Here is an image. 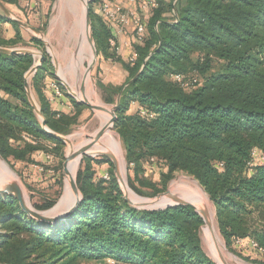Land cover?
<instances>
[{"label": "trees", "instance_id": "16d2710c", "mask_svg": "<svg viewBox=\"0 0 264 264\" xmlns=\"http://www.w3.org/2000/svg\"><path fill=\"white\" fill-rule=\"evenodd\" d=\"M174 1L158 0L133 64L114 55L113 32L95 13L97 0L91 5L98 60L119 63L128 74L123 85L104 90L109 104L121 95L114 130L133 167L129 182L140 196L162 193L144 177L143 164L151 159L166 167L164 186L177 172L191 176L208 195L227 248H244L264 264V253L250 245L255 241L264 249V0ZM0 3L17 5L18 0ZM6 24L15 32L12 39L4 36ZM20 45L44 46L36 37L26 42L21 26L0 13V47ZM34 63L29 54L0 52V156L10 166L11 160L34 164L38 153L64 158L65 144L42 129L25 90V75ZM49 74L45 61L31 87L47 127L68 135L88 108L71 99V112L53 110ZM171 75L198 84L185 90ZM94 164L110 166L109 180L105 171L96 174ZM112 168L106 158H84L77 175L83 201L54 224L37 222L15 198L0 197V264H217L203 250L204 223L193 207L135 209ZM57 184L53 199L41 196L38 211L57 204L63 179Z\"/></svg>", "mask_w": 264, "mask_h": 264}, {"label": "rangeland", "instance_id": "374dc122", "mask_svg": "<svg viewBox=\"0 0 264 264\" xmlns=\"http://www.w3.org/2000/svg\"><path fill=\"white\" fill-rule=\"evenodd\" d=\"M51 3L53 4V30L49 31L47 28L45 29V27L43 30H41V33L45 34L44 37L42 36V39H45L47 42H49L51 47H47L43 43L44 46L42 48H37L33 45H20L12 49H23L45 54L46 62H48L51 67V74H49V78L62 88L63 94H71L80 100L82 99L80 88L84 81L85 72L88 68V65L92 62L90 47L87 48L89 45L86 43L82 47L79 46V39L81 38L84 28V3L83 0H51ZM95 9L98 10L97 4L95 5ZM0 13L4 14L1 9ZM22 30L25 35L26 42H30L31 38L33 37L30 32L35 34L37 33L33 30V28L25 30L22 27ZM80 48L81 51L79 54L74 56L75 52L80 50ZM39 59L40 57L37 55L35 57L36 64L39 63ZM104 68L105 67L103 63L101 64V62L97 59L95 66L85 81L84 97L91 104L103 106L108 111H111L116 106L119 95L115 96V103H107V93L104 90V86L111 87V85H123L126 82L128 76H126V71L123 67L121 69L119 68V70L118 68L114 69L112 66L107 67L106 70ZM110 76L112 78H109ZM32 92L35 101L37 102V98L33 89ZM75 98L71 96V99L75 100ZM86 110V116L82 118L75 127L72 128V131L68 135H61L63 137H68V143L72 145L79 144L82 141H89V139L93 137L97 131L106 125L103 123L100 113L97 111H92L90 108ZM111 133L114 134L115 138L120 143V151L118 153L121 155L120 164L122 166V172L125 178L129 198L133 202H139L146 198H152L140 196L132 188L129 179H134L133 167H128L125 147L120 136L115 130H112ZM67 150L68 146L65 145L63 151L64 158L62 159H57L53 155H48L51 157L50 160H43V156H45L43 153L35 154L34 164L18 163L11 160L12 166H10L8 162L5 161L9 165L12 172H7L8 178L5 177V180L9 181V183H0V189L6 187L9 184L18 183L24 191L31 209L37 210L35 205L42 203L41 196H48L51 199L56 196V193L59 191L57 180L62 178L64 187L58 198L57 204L54 206V208L48 211L40 212L46 213L48 217L64 215L73 203L65 183L63 166L60 164L64 163L65 157L67 156ZM95 159L101 160L102 158L97 157ZM82 164L83 161L80 163V165L78 164L79 166L77 165L75 171L76 176L78 175ZM60 168H62V170H60ZM143 168L144 177L146 180L156 184L162 193L169 191L181 197L188 196L194 199L197 198L201 202L205 200L208 206L210 205L212 211H214L212 203L208 201L204 191L191 176L183 172H177L173 175V178L167 183V185L164 186L162 184V175L167 173L165 166H162L161 164H153L147 160L144 162ZM94 169L96 170V174L98 176L101 175L102 171H105V176H108V178L110 177L111 168L108 164H94ZM112 170L114 173V168H112ZM13 173L16 175V177L12 181L14 176ZM136 187H139V185L136 184ZM143 191L149 193L148 190ZM213 225L216 231V246V243H212L210 237L205 241L204 230L206 231V229H201L203 250L209 258L218 263H221L222 258L226 264H257L255 261H259V259L252 253L245 251L244 248H240L235 245H233L232 248H227L217 229L215 221ZM76 264L112 263H109L108 261L102 263L97 261H81L77 262Z\"/></svg>", "mask_w": 264, "mask_h": 264}, {"label": "water", "instance_id": "95a60500", "mask_svg": "<svg viewBox=\"0 0 264 264\" xmlns=\"http://www.w3.org/2000/svg\"><path fill=\"white\" fill-rule=\"evenodd\" d=\"M93 2H94V0H83V3H84V22H83L84 28H83V33L81 35V38L79 39V46L82 47L86 43L90 46L91 54H92V62L88 65V68L85 72L84 81H83L82 86L80 88V91L82 93V99L78 100L77 98H75V100L77 103L84 105V106H87L92 111H103L105 113H109L108 114L109 121L105 126H103L99 131L96 132L95 137L93 139L94 142L92 144L88 145L87 147H85L84 149H82L81 151H79L77 153L70 154V155H67L65 157V161L63 163L65 183H66V186L68 188V192L71 195L73 203L64 215L56 216V217H48L46 215V213L31 209V207L29 206L28 200L25 196V193L18 183H12V184H9L6 187L0 189V197H3V198L13 197V198H15L18 201L19 206L21 207V210L29 218L34 219L37 222L47 223V224H54L57 222H61V221L65 220L67 217H69V215H71L83 201V196H82V194L79 190V187L77 185V176L73 175L71 170H70L71 163L78 161L79 165H80V163L83 161L84 158L95 159L97 157H101V158L108 159L112 163L113 168H114V175L118 181L120 189L122 190V192L124 194L125 200L127 201V203L131 207L138 209V210H164V209H169V208H172L175 206H180V205L191 206L195 209L196 213L199 214L203 220L204 224H203L202 229H206V230L211 231L213 229L211 212L207 208V205H205V203H202L199 199H197V198L188 199V198L181 197L179 195H176V194H173V193L167 191L165 193H160L157 196L152 197V198H146V199L139 201V202H133L129 198V193H127L128 192L127 186L125 183V179L123 178V172H122V166L120 164V159L111 153H101V154L96 155V156H91L88 154V152L95 145L94 143L101 136L104 135L106 130H111V131L114 130L115 123L117 120L116 111H117V108L119 106L120 97H121V95H119V98L117 100V104L111 111H108L103 106L91 104L84 97L85 81H86L87 77L90 75V73H91V71H92L93 67L95 66L96 61L98 59V53H97V48H96L95 41H94L93 30H92V20H91V5ZM0 8L8 19H10L14 22H17L23 28H27V25L24 24L23 22H21L17 19H13L10 16L9 12L6 10V8L1 3H0ZM42 41L45 43V45L47 47H51V45L49 43L45 42L44 40H42ZM0 52L6 53V54H9L12 56L13 55H20V54H29L32 57H34V59L37 55H39V57H40L39 63L38 64L34 63L33 67L25 75V90H26L28 99H29L35 113L37 114V116L40 119L42 129L47 134H49L50 136L63 141V143L65 145H67L68 144V137H63L61 135H58V134L54 133L53 131H51L47 127V122L43 118L41 109L38 106L37 102L35 101V98H34L33 92H32V87H31L30 81L35 76L37 71L45 63L46 55L39 53V52H34V51H27V50H23V49H8V48H2V47H0ZM75 55H76V53L74 54V56ZM0 160L11 171L9 165L5 162V160L1 156H0ZM193 180H195V179L193 178ZM199 186L204 191L206 197L208 198V201L210 202V199H209L208 195L206 194L205 190L203 189V187L200 184H199ZM213 216H214V221H215V209L213 211ZM215 223H216V221H215ZM216 263L217 264H226V262L222 258H221V263H218V262H216Z\"/></svg>", "mask_w": 264, "mask_h": 264}, {"label": "crops", "instance_id": "0c3cea01", "mask_svg": "<svg viewBox=\"0 0 264 264\" xmlns=\"http://www.w3.org/2000/svg\"><path fill=\"white\" fill-rule=\"evenodd\" d=\"M167 4H174V0H163ZM111 5L114 7H120L124 13L129 12H136L137 14L141 15L145 21H149L150 17L152 15L149 14H143L140 10L139 6L136 4H131L129 0H110ZM4 6V5H3ZM6 10L9 12L10 16L13 19H17L19 21H23L27 25V28H23L25 30H29L30 28H33L34 31L37 33H31L33 37L38 38L40 41L45 39H42V36L44 37L45 34H42L41 30L45 27L49 31L53 30V4L51 3V0H18L17 5H8L4 6ZM1 9V8H0ZM22 29V27H21ZM113 34L117 37V43L121 47V53L120 57L123 61L126 62V60L133 54L135 47L141 45L142 43L137 41V37L135 34V28L133 24H130L126 28V33L123 35H120L116 28L113 26ZM22 35L25 38V35L22 30ZM4 36L7 39H12L15 36V32L13 31V28L6 24L4 26ZM43 42V41H42ZM44 43V42H43ZM49 43V42H47ZM45 44V43H44ZM50 44V43H49ZM51 45V44H50ZM104 69L106 70L107 67H114V69L119 70V68H122V65L116 62H105L103 63ZM111 69V68H110ZM126 76L128 74L126 73ZM109 78H112L111 76ZM115 81V79H114ZM71 96L75 98L73 95H67L63 94V97L56 98L54 101H51L52 99L49 98V100L52 103L53 110L63 112V113H69L73 110L72 103H71ZM134 108H136V105H133ZM87 114V110H85L81 116V119L84 118ZM109 121V119H108ZM51 157L49 156H43V160H50ZM175 194V193H173Z\"/></svg>", "mask_w": 264, "mask_h": 264}, {"label": "built area", "instance_id": "2783aa9c", "mask_svg": "<svg viewBox=\"0 0 264 264\" xmlns=\"http://www.w3.org/2000/svg\"><path fill=\"white\" fill-rule=\"evenodd\" d=\"M95 1V0H94ZM131 4H137L143 14L152 15L154 11L159 8L158 0H129ZM98 10L95 9V13L98 14L104 22L113 30V26L116 28V31L123 35L126 33V28L133 24L135 28V34L137 41L143 43L147 35V21L137 14L136 12L124 13L120 7H114L111 5L110 0H97ZM113 32V31H112ZM110 46L116 57H120L121 47L117 43V37L114 36L110 40ZM138 58V54L134 52L128 59L129 63H135ZM111 61V60H110ZM113 62V61H111ZM171 79L178 83L183 89L190 90L197 86L198 81L196 79L187 80L181 75H171ZM51 89L54 93L55 98L63 97L62 88L55 82L51 83ZM141 115H147L145 111H141ZM152 116V115H151ZM257 152L252 153V157H256ZM261 161L264 163V156L261 158ZM151 163L155 164L156 160L151 159ZM104 180H109L108 176L104 177ZM237 244H240V241H237ZM250 245L253 249L257 250L259 253H264V249L259 247L255 241H250ZM109 263L115 264L113 261L109 260Z\"/></svg>", "mask_w": 264, "mask_h": 264}, {"label": "bare ground", "instance_id": "6f19581e", "mask_svg": "<svg viewBox=\"0 0 264 264\" xmlns=\"http://www.w3.org/2000/svg\"><path fill=\"white\" fill-rule=\"evenodd\" d=\"M90 46H87V48H89ZM81 51V49L79 51H76V56L79 54V52ZM91 51V49H90ZM92 55V54H91ZM88 78V77H87ZM98 113H100V117L103 121L104 124H107L108 123V119H109V116L107 115V113L103 112V111H97ZM109 114V113H108ZM102 123V124H103ZM112 131L111 130H106L104 135L101 136L94 144L93 148L88 152L89 155L91 156H96V155H99L101 153H111V154H114L115 156H117V158L120 159L121 161V155L118 153L120 151V143L119 141H117V139L115 138L114 134L111 133ZM107 133V134H106ZM95 137V134L92 138L89 139V141H82L81 143L79 144H76V145H72L70 143L67 144L68 146V150H67V155H70V154H74V153H77L79 151H81L82 149H84L85 147H87L88 145L92 144L94 141ZM103 144V145H102ZM79 164L78 161H75V162H72L71 165H70V170L72 172L73 175H75V171H76V167L77 165ZM79 166V165H78ZM5 169V170H4ZM10 171L5 165L4 163L0 160V183L4 182V183H9V181L5 180V177L8 178V174L7 172ZM14 175V174H13ZM2 176V178H1ZM16 176L14 175L13 176V179L12 181L14 180ZM123 178H124V175H123ZM10 179V177H9ZM125 179V178H124ZM11 181V182H12ZM10 182V183H11ZM196 182V181H195ZM197 183V182H196ZM198 184V183H197ZM199 185V184H198ZM200 187V186H199ZM172 193V192H171ZM201 193V192H200ZM185 198H188V199H194V198H191V197H188V196H184ZM202 199V198H201ZM203 200V199H202ZM203 203H205V205H207V208L209 209V211L211 212V217H212V222L214 223V216H213V211L210 207V205L208 206V204L206 203L205 200L202 201ZM204 237H205V241L206 239H208L210 237L212 243H216V231H215V227L213 225V229L211 231L209 230H204ZM217 245V243L215 244V246ZM219 255V253H218Z\"/></svg>", "mask_w": 264, "mask_h": 264}]
</instances>
